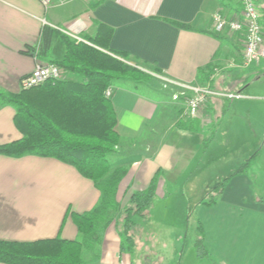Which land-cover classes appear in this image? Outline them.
<instances>
[{
  "label": "crops",
  "instance_id": "obj_1",
  "mask_svg": "<svg viewBox=\"0 0 264 264\" xmlns=\"http://www.w3.org/2000/svg\"><path fill=\"white\" fill-rule=\"evenodd\" d=\"M241 9V0H74L46 11L40 0H0V92H21V81L39 61L22 52L39 45L47 25L83 40L106 26L113 31L112 51L157 69L161 77L201 85L211 80L229 90L216 91L241 94L235 89L248 79L238 72L251 67L239 63L241 35L217 32L213 21L217 13L237 20ZM176 92L173 88L168 101L167 93L144 84L124 81L113 87L120 145L112 158L115 167L128 170L117 201L129 205L131 195L147 189L155 177L160 202L171 193L180 196L186 181L203 182L209 198L225 183L215 205L197 204L207 248L220 264H264V144L258 152L254 144L250 147L243 135L249 129L246 115L252 113L240 115L254 98L214 97L189 128L181 129L176 107L186 106L173 100ZM230 112L237 117L226 122ZM15 116L13 107L0 104V146L23 138ZM252 134L256 137L255 130ZM100 202L95 184L72 166L0 154V241L80 240L72 213L90 212ZM121 244L110 226L101 239L98 264H133Z\"/></svg>",
  "mask_w": 264,
  "mask_h": 264
},
{
  "label": "trees",
  "instance_id": "obj_2",
  "mask_svg": "<svg viewBox=\"0 0 264 264\" xmlns=\"http://www.w3.org/2000/svg\"><path fill=\"white\" fill-rule=\"evenodd\" d=\"M255 1L264 28V0ZM112 32L111 28L100 26L96 36L77 42L58 29L44 26L39 45L22 53L62 67L67 76L19 93L0 92L1 106L16 110L15 124L23 134L22 139L1 145L0 154L56 159L75 168L101 193V202L94 210L71 215L81 240L0 241V264H83V251L100 245L102 234L113 223L122 238L121 251L132 254L136 248L131 234L136 227L134 219L148 217L156 198L157 177L147 189L134 192L129 205L123 209L117 193L128 170L113 167L109 159L120 145V136L116 131L117 115L112 97L105 93L122 79L138 83L139 78H152V75L126 53L110 49ZM193 120L179 121L177 126L187 129ZM224 186L225 183L218 185L210 200L201 204L215 205ZM198 230L201 237L197 241V256L210 257L200 221Z\"/></svg>",
  "mask_w": 264,
  "mask_h": 264
},
{
  "label": "rangeland",
  "instance_id": "obj_3",
  "mask_svg": "<svg viewBox=\"0 0 264 264\" xmlns=\"http://www.w3.org/2000/svg\"><path fill=\"white\" fill-rule=\"evenodd\" d=\"M238 20L240 22L243 21L242 9ZM240 35L242 38V59L239 63L243 65L245 36L242 33ZM42 63L48 64L43 61ZM140 68L152 75V78H139L140 80L138 83L122 79L117 81L115 85L122 84L124 81H128L135 85L144 84L155 90L163 91L164 94L167 93V95H165L166 99L168 101L171 100L168 94L173 91L174 87L166 85V81L162 79L163 77L155 73L153 68L145 65H140ZM61 69L63 70V75L66 77L67 71L62 67ZM238 73L240 76L239 78H247L248 83L245 86H239L235 91L240 92L244 97L249 96L254 98L246 102V109H241V111H243L240 113L241 119L245 117L244 114L247 111L252 113L250 118L246 115V124L249 126V129L247 130V135L243 136H245L246 141H250V147L252 146L251 144H254L258 152L262 146L260 144H264V61L260 64L252 65L249 69L240 70ZM207 77L208 80L212 78L209 74ZM208 83L207 85L213 89L216 88L221 91H229L227 87L223 86L220 88L218 84L213 83L211 80ZM144 92L151 94L154 91L153 89H146ZM259 98H261V100H258ZM226 102L228 101H224L228 109L229 106ZM234 103L236 102L234 101ZM176 108L180 111L179 121H186V107L181 105ZM234 117L237 116H235L233 112H230L226 118V122H229V120ZM252 130H255L256 137L252 134ZM117 152L118 150L116 149L115 153ZM113 155L114 154H112L109 159L112 161L113 167H115L116 165L112 158ZM261 161H264V154ZM262 168L264 172V163ZM183 184L186 185L185 188ZM183 184L181 186L182 193L180 196L171 193L167 199L162 202L155 198L148 217L145 219H134L136 227L131 231L136 246L134 252L131 254L133 257V264H220L213 259L207 248L206 237L205 245L210 257L200 259L197 256V241L201 237L198 230L199 209L197 208V204L202 200H210L209 195L206 194L207 191L205 190L204 184L201 181H186V183ZM127 206L123 207V209ZM111 228H116V225L113 223ZM117 231L119 232V229H117ZM99 248L100 245L96 246L93 250L85 249L83 251V264H98L100 256Z\"/></svg>",
  "mask_w": 264,
  "mask_h": 264
},
{
  "label": "built area",
  "instance_id": "obj_4",
  "mask_svg": "<svg viewBox=\"0 0 264 264\" xmlns=\"http://www.w3.org/2000/svg\"><path fill=\"white\" fill-rule=\"evenodd\" d=\"M74 0H40L46 11H49L56 6H64ZM87 1V0H81ZM243 21L228 20L222 13H217L214 16V25L217 32L230 30L233 33L244 34V65L252 66L260 64L264 61V28L262 26V14L255 0H241ZM77 42H85L75 36H69ZM63 70L61 67L54 64H44L40 61L34 71L21 81V88L31 89L41 86L49 81H57L64 79ZM166 81V85L178 89L173 95L175 102L183 101L186 106V118L197 119L199 113L208 102L214 98H224L228 100L241 99V94H233L220 92L212 89L208 85L187 84L170 79L162 78ZM107 97L113 96V89L109 88L106 91Z\"/></svg>",
  "mask_w": 264,
  "mask_h": 264
}]
</instances>
